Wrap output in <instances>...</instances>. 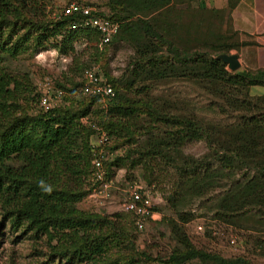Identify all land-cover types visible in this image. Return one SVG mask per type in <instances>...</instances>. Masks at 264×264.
I'll return each instance as SVG.
<instances>
[{
  "label": "trees",
  "instance_id": "16d2710c",
  "mask_svg": "<svg viewBox=\"0 0 264 264\" xmlns=\"http://www.w3.org/2000/svg\"><path fill=\"white\" fill-rule=\"evenodd\" d=\"M42 1L0 0V209L12 229L45 239L50 256L75 264H133L136 255L148 259L136 251L132 215L107 216L76 206L98 185L92 179L90 147L98 127L109 139L106 147L120 150L103 162L106 180H113L115 168L125 161L132 169L141 167L148 186L164 177L156 172L160 165L175 171L170 202L176 219L169 224L176 246L166 264L194 259L201 264H252L243 256L226 258L198 248L183 225L193 219L185 210L187 202L212 193L225 180L227 188L213 206L218 219L235 223L252 218L264 231V94L250 91L264 87V70L231 72L217 58L237 46L218 39L224 36L223 17L231 21L240 0H227L224 8L186 0L189 6L183 9L178 8L181 0H113L108 14L98 6L101 15L120 23L111 44L127 41L134 47L127 74L110 77L102 67L115 92L104 98L82 93L81 72L92 61L83 63V51L73 46L82 35L93 43L97 34L70 30L71 18H53ZM216 19L219 26L213 23ZM49 46L71 55L70 72L78 74L71 87L57 79L55 86L65 95L77 90L81 98L32 115L26 106L29 100L37 102L38 94L29 76L14 74L5 62ZM177 78L208 92V109L233 119L207 123L179 101L155 97L147 86L134 88L145 79ZM98 100L109 104L99 119H91ZM189 141H203L206 153L183 154Z\"/></svg>",
  "mask_w": 264,
  "mask_h": 264
},
{
  "label": "rangeland",
  "instance_id": "374dc122",
  "mask_svg": "<svg viewBox=\"0 0 264 264\" xmlns=\"http://www.w3.org/2000/svg\"><path fill=\"white\" fill-rule=\"evenodd\" d=\"M69 0H43L46 11L51 13L66 4ZM87 4H92L106 14L110 12V3L113 0H78ZM196 6L195 2H192ZM191 3V4H192ZM186 0L178 2V8H186ZM219 26V19L214 22ZM221 38L218 42L222 45H237L232 47L229 53L240 55L241 49L246 47L249 39H240L239 32L235 29L232 20L228 22L226 16L221 21ZM208 45L215 42L216 36L207 39ZM73 46L77 52L83 51L81 61L84 63L92 61L97 63L102 70L104 69L110 77L119 78L123 73L127 74L126 68L129 66L134 56V47L127 41H117L110 43L103 50H97L92 44V40L82 35V38L75 39ZM72 56L69 57L59 54L53 46L38 49L35 52H27L19 57L7 60V69L14 71V74H27L35 91L37 85L44 79H57L59 83H65L71 87L70 80H77L78 74L70 72ZM103 67V69H102ZM227 68V67H226ZM245 66H240L235 71L249 70ZM228 70V69H227ZM229 71V70H228ZM104 72V71H103ZM102 72V74H104ZM234 72V71H233ZM107 76V75H106ZM105 77V75H104ZM212 83V82H211ZM213 84V83H212ZM210 84V85H212ZM147 86L149 93L155 97L172 101H179L185 105V111H195L196 114L207 121H228L232 117H225L217 114V108L211 109L209 103L212 102L208 92L199 88L191 82L184 79H159L156 82H150L146 79L134 88ZM135 89H130L133 93ZM251 93L255 95L264 94V87L252 86ZM37 92V91H36ZM81 98V93L77 90L64 94L62 101L58 106H68L71 102ZM21 104L24 106L25 101ZM109 103L98 100L93 106L91 119H99ZM30 114H37L41 109L35 100H29L26 106ZM102 111V112H101ZM206 146L203 141H189L183 147V154L193 157H199L206 153ZM156 172L164 175L160 176V183L155 182L153 186H148L141 175V167L134 169L125 161L122 166L115 168L113 172L112 186L107 190V194H93L92 192L84 195L76 204L77 208L85 212L98 213L101 215L127 214L122 208L127 194L134 184L141 185L150 192L153 203L157 210L156 217L148 220L147 224L138 229H132V234L136 236L135 246L137 252H144L148 259L136 255V261L133 264H166L165 260L169 253L176 246V242L170 230V219H176V214L171 206V186L175 177L174 169L160 165ZM174 176V177H173ZM239 177V174L235 175ZM228 185V181H222L220 185L206 196L192 200L189 206L185 208L186 212L192 214L193 219L184 223V229L190 237L192 243L198 248L209 252H215L226 258H235L243 256L252 264H264V231L260 229L259 223H254L252 218L235 219V223H228L223 219H218L215 215L213 206L218 194H221ZM183 205V204H182ZM182 205L180 206L182 210ZM184 210V208H183ZM130 213H128L129 215ZM131 215V214H130ZM134 221V219H133ZM129 222V221H128ZM134 223V222H133ZM199 226L201 228H199ZM49 246L45 239L35 238L33 234L24 233V231H15L10 226L8 219L3 217L0 209V264H75L62 258H55L49 255ZM186 264H201L199 260L194 259Z\"/></svg>",
  "mask_w": 264,
  "mask_h": 264
},
{
  "label": "built area",
  "instance_id": "2783aa9c",
  "mask_svg": "<svg viewBox=\"0 0 264 264\" xmlns=\"http://www.w3.org/2000/svg\"><path fill=\"white\" fill-rule=\"evenodd\" d=\"M100 10L92 5L78 0H69L60 8L52 12V17L62 19L70 17L69 29L77 32L93 31L97 34V39L93 41V46L97 50H103L108 46L113 37L119 31V21L101 15ZM83 94L114 96V90L108 83L101 72L97 63H91L82 69L81 72ZM38 105L46 112L58 106L65 94L64 90L55 86L53 79H44L37 85ZM96 134L91 142V153L93 157L92 179L98 181V185L92 190L93 194H107V190L112 186L113 180H106L104 177L105 170L102 165L105 160L112 159L120 153V150L111 151L106 146L110 144L107 135L98 127H95ZM147 188L134 184L129 190L122 208L130 213L134 219V224L138 229H142L148 222L156 217L157 210L153 203L152 197ZM199 228H201L199 226Z\"/></svg>",
  "mask_w": 264,
  "mask_h": 264
},
{
  "label": "crops",
  "instance_id": "0c3cea01",
  "mask_svg": "<svg viewBox=\"0 0 264 264\" xmlns=\"http://www.w3.org/2000/svg\"><path fill=\"white\" fill-rule=\"evenodd\" d=\"M208 7L224 8L227 0H205ZM232 23L240 39L250 43L237 54L240 66L264 70V0H240L232 10Z\"/></svg>",
  "mask_w": 264,
  "mask_h": 264
},
{
  "label": "water",
  "instance_id": "95a60500",
  "mask_svg": "<svg viewBox=\"0 0 264 264\" xmlns=\"http://www.w3.org/2000/svg\"><path fill=\"white\" fill-rule=\"evenodd\" d=\"M217 58L220 59L223 63H225L227 69L231 72L237 70L240 67L238 56L235 53L219 54Z\"/></svg>",
  "mask_w": 264,
  "mask_h": 264
}]
</instances>
